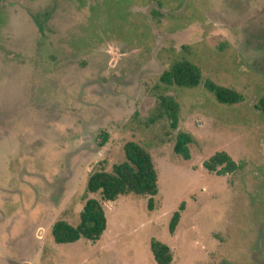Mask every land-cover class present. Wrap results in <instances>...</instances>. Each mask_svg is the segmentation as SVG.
Segmentation results:
<instances>
[{"label": "rangeland", "instance_id": "rangeland-1", "mask_svg": "<svg viewBox=\"0 0 264 264\" xmlns=\"http://www.w3.org/2000/svg\"><path fill=\"white\" fill-rule=\"evenodd\" d=\"M178 59L200 68L198 86L160 81ZM207 79L243 99L217 102ZM261 99L264 0H0V264H156L153 239L170 264H264ZM178 132L193 140L187 160ZM130 141L157 173L151 209L145 195L85 189ZM219 151L239 168H204ZM91 197L105 208L100 238L55 243L53 223L75 226Z\"/></svg>", "mask_w": 264, "mask_h": 264}, {"label": "trees", "instance_id": "trees-1", "mask_svg": "<svg viewBox=\"0 0 264 264\" xmlns=\"http://www.w3.org/2000/svg\"><path fill=\"white\" fill-rule=\"evenodd\" d=\"M165 85L178 87H195L201 83L200 68L188 59H178L170 64L159 77ZM204 88L212 93L214 99L225 105H234L243 99L241 93L233 88L223 86L209 79L204 80ZM160 106L169 119L172 129L176 127V102L168 95L160 99ZM264 113V99L257 106ZM192 137L186 132H178L174 140L173 150L183 159H189V147ZM124 159L112 166L110 171L104 169L92 172L86 181V192L97 194L101 200L113 201L119 195L128 193L148 196V207L151 209L153 196L157 193V173L151 155L141 145L130 141L123 146ZM203 167L219 174L232 173L239 165L224 151L211 155L203 162ZM101 202L88 198L79 213V221L74 226L65 220H58L51 227L53 241L57 244L72 243L80 238L96 241L106 228V216ZM177 214H174L170 227L175 224ZM150 251L156 264H170L169 247L158 241L151 240Z\"/></svg>", "mask_w": 264, "mask_h": 264}]
</instances>
